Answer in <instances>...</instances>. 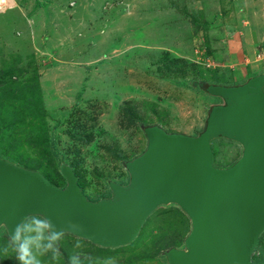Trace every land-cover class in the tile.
<instances>
[{"label":"rangeland","instance_id":"obj_1","mask_svg":"<svg viewBox=\"0 0 264 264\" xmlns=\"http://www.w3.org/2000/svg\"><path fill=\"white\" fill-rule=\"evenodd\" d=\"M213 1L215 7L211 0H16L14 6L0 0V157L52 177L59 156L78 161L85 193L92 197L106 191L105 180L128 181L122 162L145 149L142 125L196 135L208 108L221 98L191 87L193 78L224 84L246 79L222 68L217 50L202 55L201 45L209 41L208 28L201 30L205 13L235 2ZM191 25L202 34H176ZM183 45L190 48L182 51ZM164 48L168 57L161 60ZM168 59L184 75L156 68ZM211 146L217 167L230 166L241 154V146L224 137ZM56 185L63 186L62 180ZM189 230L177 205H160L127 245L101 247L64 233L59 257L49 253L41 260L69 264L79 254L83 264H104L109 257L116 264H167L161 253L183 247ZM259 254L255 264H264ZM0 264H19L4 228Z\"/></svg>","mask_w":264,"mask_h":264},{"label":"water","instance_id":"obj_2","mask_svg":"<svg viewBox=\"0 0 264 264\" xmlns=\"http://www.w3.org/2000/svg\"><path fill=\"white\" fill-rule=\"evenodd\" d=\"M192 86L221 98L208 108L201 131L142 125L146 147L122 162L127 183L107 180V197L88 198L64 161L59 172L65 184L58 186L39 170L0 157V228L11 240L18 223L39 213L64 233L115 248L133 241L157 207L175 204L190 230L183 247L162 252L167 264H253L264 232V73L236 84ZM220 137L241 146L227 167L214 165L211 142Z\"/></svg>","mask_w":264,"mask_h":264},{"label":"crops","instance_id":"obj_3","mask_svg":"<svg viewBox=\"0 0 264 264\" xmlns=\"http://www.w3.org/2000/svg\"><path fill=\"white\" fill-rule=\"evenodd\" d=\"M11 1L13 6L14 3L17 4L16 0ZM216 1L221 5L223 4L222 0ZM233 1L235 2L232 3V6L228 5L226 9L220 10L219 13L218 11L213 14L208 13L209 11L205 13V19L202 21L205 26L201 30L204 33L208 28L206 33L209 41L201 45V51L202 55L210 56L211 53L217 50L215 54L219 53L221 57L218 60L225 63L222 64V68H226L231 76L242 79L264 73V63L262 62L264 58L261 54L264 51V0H244V3H242V0ZM211 2H213L211 6L215 7V1L211 0ZM195 3H198L197 0ZM245 6L247 8H244ZM235 11L238 12V15L235 14ZM135 19L137 20V18L131 16V20ZM218 20H222L221 25L216 27L215 25L219 23ZM194 23L197 24V22ZM210 25L214 28L210 29ZM182 31L187 34V37L188 33L190 35L195 31L202 34L199 33L200 30L195 29L192 25L181 28L180 31L176 29V34L181 35ZM186 48L189 49L190 46L183 45L180 50L183 51Z\"/></svg>","mask_w":264,"mask_h":264},{"label":"clouds","instance_id":"obj_4","mask_svg":"<svg viewBox=\"0 0 264 264\" xmlns=\"http://www.w3.org/2000/svg\"><path fill=\"white\" fill-rule=\"evenodd\" d=\"M63 235L64 230L58 229L49 218L37 213L25 217L13 228L11 244L19 264H42L41 257L46 254L51 253L53 260L59 257L57 243ZM76 246L79 247L78 244ZM69 264H83L80 255H72ZM104 264H116V261L109 257Z\"/></svg>","mask_w":264,"mask_h":264},{"label":"trees","instance_id":"obj_5","mask_svg":"<svg viewBox=\"0 0 264 264\" xmlns=\"http://www.w3.org/2000/svg\"><path fill=\"white\" fill-rule=\"evenodd\" d=\"M164 51H163V55L164 56H160L159 57V59H161L162 60V57H168L166 54H167V49H163ZM181 60V59H180ZM170 60L168 59V60H164V62L159 66V68L156 66V68L158 69V70H160V69H162V68H165V69H167L168 70V73H171L172 71H174V73H182L183 75H184V70H183V68H181L180 66H177V68L176 69H174V68H172V66H171V62H169ZM178 61V60H177ZM169 62V63H168ZM178 62H180V61H178ZM175 64H176V62H174ZM181 64H184V62H182V60H181V62H180ZM192 67L193 66H195V65H192V64H190ZM172 68V69H171ZM196 69V68H195ZM194 72H196V70H194ZM197 73V72H196ZM179 76H180V74H179ZM195 81H196V79L195 78H193ZM190 80H192V79H190ZM189 80V81H190ZM193 80V81H194ZM193 81H191L190 82V85H191V87H192V82ZM26 99V98H25ZM25 101H28V99L27 100H25ZM81 126H79V125H76L74 128H76L75 129V132L76 133H78V134H80L81 133V131H80V128ZM83 135L82 134H80L79 135V140H80V138L82 137ZM51 146L53 147V143H51ZM213 150V149H212ZM52 153H55L56 155H58V153L56 152V151H54L53 149H52ZM59 156V155H58ZM63 158H61V156H59V162L61 163L62 161H64V160H62ZM64 162H66V161H64ZM77 162L78 161H72L71 163H68V164H70L72 167H73V170H74V172L76 173V175H77V177H78V183H79V185H80V187H81V189H82V191L85 193V190H84V183H83V179H82V175H81V173H80V170L79 169H77ZM59 163V164H60ZM67 163V162H66ZM41 173H43L44 174V176L50 181V182H52V183H54V184H57V180L58 179H61L62 180V183H63V185L65 184V181H64V178L61 176V174H60V172H59V170L55 173V177H52L51 175L52 174H49V173H46V172H41ZM122 183H127V182H122ZM104 185H105V189H106V191L104 192V193H98V194H96L95 196H90V195H88L87 197L88 198H91L92 200H97V199H99V198H101V197H107V196H109L110 195V190H109V187H108V184H107V180H105V183H104ZM86 194V193H85ZM263 237H264V232L260 235V237H259V240H258V243H257V245H256V248H255V252H254V254H253V256H252V261H253V264H255V257L259 254L260 256L259 257H262L263 259H264V249H262V248H260V246H261V242H262V239H263ZM260 251V252H259ZM259 252V253H258ZM258 253V254H257ZM162 254V253H161ZM164 256V255H163ZM165 260H166V258H165Z\"/></svg>","mask_w":264,"mask_h":264}]
</instances>
